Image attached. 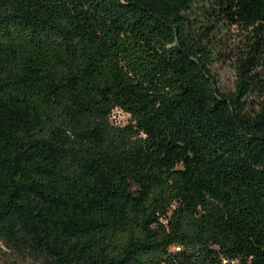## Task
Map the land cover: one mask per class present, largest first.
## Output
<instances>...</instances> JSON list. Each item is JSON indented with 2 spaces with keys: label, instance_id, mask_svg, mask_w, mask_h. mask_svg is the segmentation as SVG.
<instances>
[{
  "label": "trees",
  "instance_id": "trees-1",
  "mask_svg": "<svg viewBox=\"0 0 264 264\" xmlns=\"http://www.w3.org/2000/svg\"><path fill=\"white\" fill-rule=\"evenodd\" d=\"M0 247L264 264V0H0Z\"/></svg>",
  "mask_w": 264,
  "mask_h": 264
},
{
  "label": "rangeland",
  "instance_id": "rangeland-1",
  "mask_svg": "<svg viewBox=\"0 0 264 264\" xmlns=\"http://www.w3.org/2000/svg\"><path fill=\"white\" fill-rule=\"evenodd\" d=\"M213 70L217 75V78L220 82L221 88H223L226 91H230L233 89L234 85V69L229 63H222V62H215L213 66ZM116 119H118L121 124H125L128 120V116L124 113L118 111L115 113ZM0 264H3V261L5 260V255L2 253L3 247H0ZM8 264H17L16 262L10 260Z\"/></svg>",
  "mask_w": 264,
  "mask_h": 264
}]
</instances>
